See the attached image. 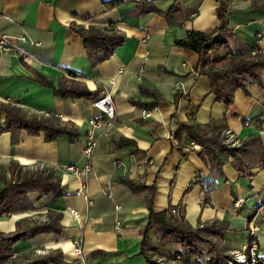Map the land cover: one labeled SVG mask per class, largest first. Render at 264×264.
Masks as SVG:
<instances>
[{
  "label": "crops",
  "instance_id": "obj_1",
  "mask_svg": "<svg viewBox=\"0 0 264 264\" xmlns=\"http://www.w3.org/2000/svg\"><path fill=\"white\" fill-rule=\"evenodd\" d=\"M106 1L0 0V39L7 36L10 47L23 51L0 48V104L21 108L29 116L72 122L80 132L77 140L64 135L47 141L43 132L5 131L6 115L0 110V168L11 162L24 172L45 167L61 176L65 193L51 202L39 192L30 193L25 208L0 216V231L10 232L21 219L37 223L47 221L50 211L62 214L60 233L18 242L12 258L59 249L65 264H145L139 251L141 229L149 219V192L134 191L124 180L156 185L154 208L184 212L193 227L212 220L227 221L225 241L230 251L249 241L248 225L253 221L259 227L257 238L264 255V159L252 156L249 166L253 176L240 174L230 159H224L226 180L209 188L204 181L210 180V170L200 156L202 148L188 144L183 135L180 149L171 138L178 122H189L193 117L203 124L224 119L225 139L242 144L259 135L264 144V70L261 82L248 84V92L237 90L232 104L227 105L216 100L209 78L197 74L199 55L175 46V39L185 37L190 30L213 31L211 36L227 39L236 54L264 55V0H120L117 6ZM221 3L229 20L225 31L216 30ZM173 5L177 9L170 18L147 12L149 8L166 12ZM74 25L85 29L111 26L125 35L124 45L93 67ZM23 34L28 41L18 39ZM230 48L224 46L213 54L229 55ZM34 71L56 88L62 81L68 86L76 81L97 92L98 97L103 91L112 95L115 123L109 135L103 134L104 128L97 130L93 170L86 184L89 200L76 194L80 181L62 167L85 163L88 121L106 117L94 108L93 99L64 98L38 84ZM141 86L152 87L163 96L147 109L149 116L143 114L146 108L131 102L140 96ZM178 90L183 97L176 108ZM122 139L135 145H125ZM117 205L121 206L118 211ZM70 209L78 211V216ZM117 220L122 222L119 230ZM74 243L81 245L83 260L75 255ZM95 251L101 253L93 255Z\"/></svg>",
  "mask_w": 264,
  "mask_h": 264
},
{
  "label": "trees",
  "instance_id": "obj_2",
  "mask_svg": "<svg viewBox=\"0 0 264 264\" xmlns=\"http://www.w3.org/2000/svg\"><path fill=\"white\" fill-rule=\"evenodd\" d=\"M120 0H108L109 6L120 5ZM177 6L162 12L150 9L147 12H157L170 18V14L176 12ZM226 6L221 3L217 8V16L220 24L217 31H225L228 28L229 20L225 15ZM144 12V11H143ZM73 29L83 39L87 55L93 67L109 59L116 48L123 46L125 35L115 31L113 27H90L88 29L74 25ZM213 31L190 30L185 37L175 39V46L185 50L194 51L199 55L195 70L198 75H205L209 78L211 92L216 95L218 102L227 105L232 104L235 93L239 89L246 92L247 85L251 82L263 80L264 55L236 54L230 48V43L225 38L212 37ZM230 48V54L216 56L214 51L222 47ZM33 78L44 87L52 88L55 92L66 98H87L96 100L98 93L90 91L84 84L70 81V85L61 82L56 88L52 81L46 79L34 71ZM183 97L181 91H177L174 99L176 108L179 99ZM163 98L156 89L148 86H141L140 96L131 99L134 105L146 108V110L157 104ZM149 99V101H147ZM0 110L6 115V123L2 130H25L31 135L45 134L47 141H54L60 136L67 135L71 140H77L80 132L72 122L60 123L58 119L45 117H33L27 115L23 109L9 104H0ZM176 113H173L172 117ZM227 128L224 119L213 120L208 123H199L191 117L189 122H178V128L173 132L171 138L183 149L181 139L186 136L187 142L199 145L202 148L201 158L210 170L209 188L215 186L218 181L226 180L224 172V159H230L236 170L246 176H253L255 173L249 166L253 155L264 159V144L259 135L252 136L241 146H228L223 137ZM125 145H135L130 139H122ZM180 143V144H179ZM134 191L148 190L147 208L149 219L141 229V242L139 255L145 259V264H230L232 256L226 245H221L229 233L227 221L212 220L202 225L193 227L187 220L185 213L176 214L172 207L164 211H157L154 208V198L157 194V186H147L132 180H124ZM192 182L191 185H193ZM39 192L42 196H48L49 201L64 196L61 176L50 170H37L35 172H24L16 162H11L8 167L0 168V216L8 214L16 209L25 208L24 201L28 194ZM48 220L32 223L24 218L16 223V228L10 232L0 231V264H65L63 252L59 249L50 254L41 255L36 258L26 256L25 258H12L14 246L18 242L34 238L44 233H60L62 231V214L56 211L47 213ZM158 238V243L155 238ZM179 245L180 249L173 247ZM95 251L93 255L100 254ZM162 259H166L164 262ZM121 264V263H112Z\"/></svg>",
  "mask_w": 264,
  "mask_h": 264
},
{
  "label": "built area",
  "instance_id": "obj_3",
  "mask_svg": "<svg viewBox=\"0 0 264 264\" xmlns=\"http://www.w3.org/2000/svg\"><path fill=\"white\" fill-rule=\"evenodd\" d=\"M18 39L24 42L29 40L26 34L20 35ZM0 48L3 50H18L23 54V51H21L20 49L9 46V39L7 36H3L0 39ZM93 106L95 109L105 115L106 120L90 118L88 121L90 124V128L88 129L87 140L83 147V155L86 159L85 163L81 166L65 165L62 167L64 171L74 174L80 181V187L77 189L76 194L78 196L84 197L86 200H89L88 194L86 192L87 176L93 170L92 159L94 150L98 143L97 130L100 128H104L103 134L109 135L115 123L116 112V108L112 100V95L107 91H103L101 95L93 101ZM143 114L149 116L150 110H143ZM225 143L231 146H241V143L239 141H234L231 138L225 139ZM120 209L121 206L117 205L116 210L118 211ZM70 212L75 216H78L79 214L75 209H70ZM121 226L122 222L120 220H117L116 229L119 230ZM258 229V225L254 224L253 221H250L248 225L250 239L241 248L230 251V254L232 256V261L230 264H264V255L260 254V248L257 238ZM48 253L49 250L46 249L37 250L35 251L33 257L36 258ZM74 253L79 259L83 260L85 258L84 251L79 243H74ZM162 260L164 262L166 261V259Z\"/></svg>",
  "mask_w": 264,
  "mask_h": 264
},
{
  "label": "rangeland",
  "instance_id": "obj_4",
  "mask_svg": "<svg viewBox=\"0 0 264 264\" xmlns=\"http://www.w3.org/2000/svg\"><path fill=\"white\" fill-rule=\"evenodd\" d=\"M232 139V138H231ZM224 141H225V138H224ZM231 146V145H230ZM231 147H234V146H231ZM46 168L44 167V169H42V170H45ZM34 171H37L35 168H33L32 169V172H34ZM41 216L38 218V221H41ZM227 236V235H226ZM155 242H157L158 243V238L156 237L155 238ZM248 242V241H247ZM221 245H226V247H228L229 249H230V245L226 242V241H222L221 242ZM174 249H180V246L179 245H176V246H174L173 247ZM229 254H230V251H229Z\"/></svg>",
  "mask_w": 264,
  "mask_h": 264
}]
</instances>
